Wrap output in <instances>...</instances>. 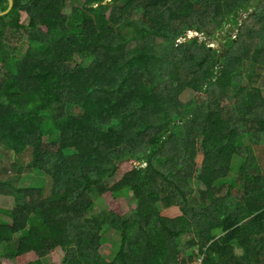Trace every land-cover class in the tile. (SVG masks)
Masks as SVG:
<instances>
[{"label": "trees", "instance_id": "trees-1", "mask_svg": "<svg viewBox=\"0 0 264 264\" xmlns=\"http://www.w3.org/2000/svg\"><path fill=\"white\" fill-rule=\"evenodd\" d=\"M249 1L13 0L0 17V147L18 172L29 155L48 190L0 170L16 202L0 209V264H264V95L245 79L264 69V2L239 24ZM188 30L221 52L180 41ZM125 196L135 206L121 215ZM106 229L119 235L108 261Z\"/></svg>", "mask_w": 264, "mask_h": 264}, {"label": "rangeland", "instance_id": "rangeland-1", "mask_svg": "<svg viewBox=\"0 0 264 264\" xmlns=\"http://www.w3.org/2000/svg\"><path fill=\"white\" fill-rule=\"evenodd\" d=\"M78 2L82 1V0H77ZM76 2V4L78 3ZM255 0H251L249 1L247 7V11L245 12V10H239L238 11V22L240 24V22L247 16L248 13H252L254 10V5H255ZM264 2V0H263ZM73 2H67L65 9H64V14H66L70 19V12H71V6L73 5ZM258 11V9H257ZM238 24V26H239ZM228 28V26H224V32L226 31V29ZM237 33L236 29L231 28L230 26V35L233 36V38H235V35ZM185 38H179L180 41H186L189 38H193L195 37L198 41L202 42L205 41L206 43H208L209 46H212L211 48H214L216 50H220L222 48V40H211L213 38H210L199 34L195 31H186L184 34ZM255 42L254 40L250 41V38L247 39V43L246 46L248 48L249 53L252 51V47L253 44ZM129 46H132L131 44ZM262 47L264 50V42L262 43ZM26 47L23 48V50L25 51ZM221 52V50L219 51ZM77 62H79V59H76ZM249 70V69H248ZM245 79L248 82V84L252 87L258 88L259 90H261L262 94L264 95V69H259V67H254L252 70L247 71V74L245 75ZM193 96L194 93L192 92H183L180 96V100L184 101V104H188L189 102H191L193 100ZM197 96H202L197 94ZM202 100H206V99H202ZM224 100V98H223ZM228 100V99H226ZM224 105V101L221 103L220 106ZM41 117L43 119H48L49 117V113L48 112H44L40 114ZM196 148H199V145H196ZM199 149H197L198 151ZM13 154L11 152H5L3 151V149L0 147V161H3L4 163H0V170H4V164H6V166L8 167V171H3L2 172V177H3V181L7 180V179H11L13 180V185L16 188H22V189H27L30 186H36V187H41V184L43 186V188H45L46 190H48V184L46 178L44 177V175L41 172H34L30 170L29 164L27 166V163L30 161L29 159V155H25L21 162L20 165L22 167H24L22 172H18V163L16 161V159H14ZM124 159L123 156L120 157L119 160H115V162L117 163L118 161ZM191 168H193L195 170H197V168L199 166H197V164H191L190 165ZM186 168L182 169L180 171V174L183 176L186 173ZM231 175H233V172H231ZM190 182L192 183V180H190ZM194 188V195L197 196L196 194V190L198 188H201V186H197L195 184L192 185ZM222 189V191L224 190V185L220 187ZM221 191V192H222ZM49 193H46V196ZM135 202L133 200V198L131 196H125L121 199L118 200L117 202V208H116V212L118 214L121 215H127L131 210L134 209V205ZM16 206V202L15 199L12 196H9V194L7 192L0 193V209L2 210H8L11 211L15 208ZM105 206V201L103 200H97L96 204L94 206V210H93V214H99L100 211H102ZM106 207V206H105ZM106 213V212H105ZM2 219L8 220L5 217H1ZM118 241H119V235L114 232L112 229H106V231H104V233L101 235V238L99 239V247H98V252L103 256V258H105L107 261L110 260L113 256V253L116 251V248L118 246ZM61 259L62 257L60 256V254H51L49 255L46 260H45V264H61ZM8 264V263H6Z\"/></svg>", "mask_w": 264, "mask_h": 264}, {"label": "water", "instance_id": "water-1", "mask_svg": "<svg viewBox=\"0 0 264 264\" xmlns=\"http://www.w3.org/2000/svg\"><path fill=\"white\" fill-rule=\"evenodd\" d=\"M8 2H9V7H8L7 11L2 13V14H0V17H3V16H5V15H7V14H9L11 12V10H12V8L14 6V2H13V0H8Z\"/></svg>", "mask_w": 264, "mask_h": 264}, {"label": "clouds", "instance_id": "clouds-1", "mask_svg": "<svg viewBox=\"0 0 264 264\" xmlns=\"http://www.w3.org/2000/svg\"><path fill=\"white\" fill-rule=\"evenodd\" d=\"M209 47H212V46H209Z\"/></svg>", "mask_w": 264, "mask_h": 264}]
</instances>
